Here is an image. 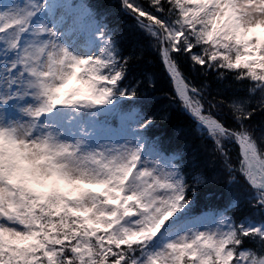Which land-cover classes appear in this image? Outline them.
I'll list each match as a JSON object with an SVG mask.
<instances>
[{
	"label": "snow or ice",
	"instance_id": "obj_1",
	"mask_svg": "<svg viewBox=\"0 0 264 264\" xmlns=\"http://www.w3.org/2000/svg\"><path fill=\"white\" fill-rule=\"evenodd\" d=\"M46 2L0 4V264H264V0H119L87 55Z\"/></svg>",
	"mask_w": 264,
	"mask_h": 264
},
{
	"label": "rangeland",
	"instance_id": "obj_2",
	"mask_svg": "<svg viewBox=\"0 0 264 264\" xmlns=\"http://www.w3.org/2000/svg\"><path fill=\"white\" fill-rule=\"evenodd\" d=\"M3 2L4 0H0V4ZM60 3L47 0L45 7L37 14L36 19L52 28L56 32L58 42L68 46L77 54L87 55L92 51H97L100 47L97 33L101 29L98 25H88L81 22V17L87 12L84 1L62 0L61 4H65V6ZM72 86H74V82H69L68 87ZM73 130L79 134L77 127L74 126ZM85 130H91L93 134L98 135L91 128V125H88Z\"/></svg>",
	"mask_w": 264,
	"mask_h": 264
},
{
	"label": "trees",
	"instance_id": "obj_3",
	"mask_svg": "<svg viewBox=\"0 0 264 264\" xmlns=\"http://www.w3.org/2000/svg\"><path fill=\"white\" fill-rule=\"evenodd\" d=\"M85 8L87 9L86 14L81 17V22L88 25H98L100 29H104L106 34H111L112 30L119 29L125 37V43H128L132 36L127 29L129 20L127 16L122 13L119 9V0H83ZM72 5H74L72 3ZM141 65L140 68H143ZM159 98V94H153ZM162 102V100H161ZM114 104L121 106H129L130 102L117 99ZM136 106L141 111H147L149 114L155 110L159 104H152L151 107L144 101H137ZM183 117L174 112L172 118L168 122H160L158 120V126L150 130L149 135H160L165 139V142H171L173 144L180 142L177 130L182 125Z\"/></svg>",
	"mask_w": 264,
	"mask_h": 264
}]
</instances>
